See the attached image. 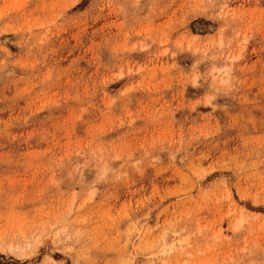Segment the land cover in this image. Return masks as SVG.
Wrapping results in <instances>:
<instances>
[{
  "label": "rangeland",
  "instance_id": "374dc122",
  "mask_svg": "<svg viewBox=\"0 0 264 264\" xmlns=\"http://www.w3.org/2000/svg\"><path fill=\"white\" fill-rule=\"evenodd\" d=\"M0 264H264V0H0Z\"/></svg>",
  "mask_w": 264,
  "mask_h": 264
}]
</instances>
